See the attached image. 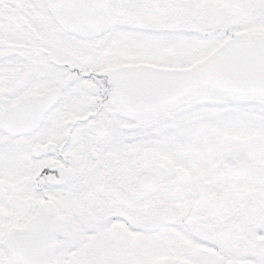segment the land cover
Masks as SVG:
<instances>
[{"label":"snow or ice","instance_id":"obj_1","mask_svg":"<svg viewBox=\"0 0 264 264\" xmlns=\"http://www.w3.org/2000/svg\"><path fill=\"white\" fill-rule=\"evenodd\" d=\"M0 264H264V0H0Z\"/></svg>","mask_w":264,"mask_h":264}]
</instances>
